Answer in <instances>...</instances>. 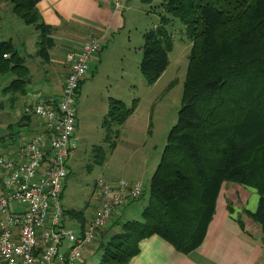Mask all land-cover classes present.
I'll return each mask as SVG.
<instances>
[{
	"label": "trees",
	"instance_id": "16d2710c",
	"mask_svg": "<svg viewBox=\"0 0 264 264\" xmlns=\"http://www.w3.org/2000/svg\"><path fill=\"white\" fill-rule=\"evenodd\" d=\"M8 1L18 18L40 32L37 57L49 63L53 29L42 20L39 0ZM162 7L186 27L193 44L183 105L152 176L142 220L123 223L107 240L103 236L99 264H128L140 242L153 236L181 254L195 252L206 238L224 184L257 193V210L246 214L260 227L264 244V0H162ZM169 22L162 17L144 35L140 70L150 86L169 66ZM0 75L14 77L3 91L13 102L27 95L30 70L11 41L0 43ZM137 107L138 100L129 107L110 99L105 123L110 150L99 147L95 163L103 164L114 152L119 131L114 137L113 125H124ZM229 211L233 214L231 204ZM65 216L81 226L87 223L83 212L65 210ZM237 221L245 232L243 221Z\"/></svg>",
	"mask_w": 264,
	"mask_h": 264
},
{
	"label": "rangeland",
	"instance_id": "374dc122",
	"mask_svg": "<svg viewBox=\"0 0 264 264\" xmlns=\"http://www.w3.org/2000/svg\"><path fill=\"white\" fill-rule=\"evenodd\" d=\"M120 11L125 24L104 39L103 50L90 64L89 77L76 99L77 149L69 160L70 175L62 199L65 210L83 212L86 219L90 220L100 208L95 195L97 183H141V199L129 204L124 215L117 214L119 227L127 221H141L142 213L151 200L152 176L161 161L170 131L178 123L183 105L193 46L186 27L164 12L162 0H153L151 3L124 0ZM165 16L170 19L168 32L173 41V50L169 54L167 70L150 86L140 70L144 35L157 28ZM0 18V41L13 38L18 45L17 38L25 39L28 43L25 47L17 46L22 56L38 49L36 42L41 39L40 32L34 26L26 25L13 13L10 1L0 0ZM37 61L43 62L39 58ZM33 72L39 73L38 66H33ZM12 79L6 76L7 81ZM44 85L36 81L30 88L34 87V91L44 97L48 95ZM110 99L121 100L129 107L138 100V107L124 125H113L114 137L119 131L118 138L114 139L117 147L113 153L107 154L103 164H97L95 156L99 147L108 152L110 150L105 128ZM19 129L15 127L13 131L17 133ZM239 188L243 192H255ZM257 200L258 196L253 193L246 208L254 210ZM67 221L69 226H78L75 219L67 217ZM99 256L100 252L94 256V264L98 263Z\"/></svg>",
	"mask_w": 264,
	"mask_h": 264
},
{
	"label": "built area",
	"instance_id": "2783aa9c",
	"mask_svg": "<svg viewBox=\"0 0 264 264\" xmlns=\"http://www.w3.org/2000/svg\"><path fill=\"white\" fill-rule=\"evenodd\" d=\"M102 47L103 38H95L67 55L69 73L59 102H36L23 110L45 131L23 139L14 155L0 154L3 264H80L83 250L112 224L115 212L143 194L141 183H97L100 208L84 226H69L62 206L69 160L77 149L76 99Z\"/></svg>",
	"mask_w": 264,
	"mask_h": 264
},
{
	"label": "crops",
	"instance_id": "0c3cea01",
	"mask_svg": "<svg viewBox=\"0 0 264 264\" xmlns=\"http://www.w3.org/2000/svg\"><path fill=\"white\" fill-rule=\"evenodd\" d=\"M122 1L124 0L38 1L37 8L43 22L53 29L52 38L55 47L50 51V62L44 63L41 58L37 57L40 40L36 42L38 49L24 56L17 46L25 47L28 44L27 41L17 38V45L15 39L8 40L13 43L18 54L25 60V65L30 70L31 82L27 86V95L13 102L9 95L3 93L11 81H7L6 77L0 75V154L14 155L23 139L32 138L45 131L39 119L25 118L27 116L23 112L24 107L36 102L50 104L59 102L69 73L67 55L80 50L92 39L103 38L104 41L111 33L122 28L125 24L120 11ZM8 41H0V43ZM94 57L90 64L94 62ZM37 58L43 62H38ZM35 65L38 66V74L33 72ZM11 77L14 79L13 76ZM36 81L45 84V91L48 95L40 97L39 93L34 91V87L30 88ZM15 127L20 128L19 132L13 131ZM242 192L238 185H223L206 238L195 252L189 255L181 254L161 237L153 236L140 242L138 255L128 264H264V244L260 227L246 214V211L255 212L257 210L259 196L256 192ZM253 193L258 196V200L255 209L249 210L246 207L253 198ZM135 202H131L130 205ZM229 204L232 205L233 214L229 211ZM126 207L115 212L112 225L119 222L117 214L124 215ZM237 218L245 224V232L241 229ZM112 225L101 231L95 242L83 250L80 264L95 263L93 258L99 252L103 236L106 235L107 240L111 235L121 231L119 225L113 228ZM0 264H3L1 258ZM96 264H99V261Z\"/></svg>",
	"mask_w": 264,
	"mask_h": 264
}]
</instances>
